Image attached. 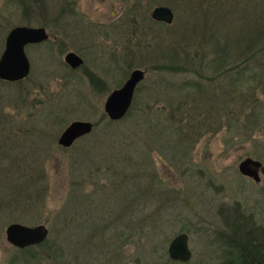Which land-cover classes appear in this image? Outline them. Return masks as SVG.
<instances>
[{"label":"rangeland","instance_id":"rangeland-1","mask_svg":"<svg viewBox=\"0 0 264 264\" xmlns=\"http://www.w3.org/2000/svg\"><path fill=\"white\" fill-rule=\"evenodd\" d=\"M79 1L88 32L67 35V47L83 57L82 68L71 69L48 43L27 49L28 79H0V192L13 159L20 168L11 174L21 180L18 199H0V264H225L235 219L264 230V174L257 182L239 170L247 157L264 165V58L232 54L247 67L234 86L211 61L237 47L243 31L252 35L263 0H233V8L226 0ZM159 5L173 9L172 24L152 20ZM21 13L0 0V57L10 30L25 24ZM110 20L119 27L104 35ZM174 51L182 71L162 68ZM137 68L147 69L132 103L138 116L110 119L107 97ZM187 81L195 86L185 89ZM188 90L191 119L161 122L170 94ZM75 120L92 122L93 131L64 147L59 137ZM127 153L146 157L127 166ZM131 170L138 179L128 186ZM13 223L46 225V244L19 254L6 234ZM183 232L193 253L187 262L168 252Z\"/></svg>","mask_w":264,"mask_h":264},{"label":"water","instance_id":"water-1","mask_svg":"<svg viewBox=\"0 0 264 264\" xmlns=\"http://www.w3.org/2000/svg\"><path fill=\"white\" fill-rule=\"evenodd\" d=\"M151 15L153 19L165 24H172L174 21L173 9L169 6H157ZM47 38L48 34L43 28L28 26L13 28L6 38V47L0 57V79L12 82L28 77L31 71V63L25 47L29 43L40 42ZM65 59L74 69L84 64V59L75 52L67 53ZM145 78V70L134 69L125 83L110 93L105 103V111L110 119L118 121L127 115L136 90ZM93 127L94 125L90 121L75 120L62 132L59 137V144L64 147H71L79 138L91 133ZM239 170L244 175L259 182L261 180L260 173L264 174V165L257 159L247 157L240 162ZM6 234L9 242L19 248H25L43 242L48 237L49 229L44 224L32 227L13 223L8 225ZM189 240V234L185 232L175 236L168 248L170 258L175 261H189L193 254Z\"/></svg>","mask_w":264,"mask_h":264},{"label":"trees","instance_id":"trees-1","mask_svg":"<svg viewBox=\"0 0 264 264\" xmlns=\"http://www.w3.org/2000/svg\"><path fill=\"white\" fill-rule=\"evenodd\" d=\"M226 3L229 5L231 4L233 8L234 2L233 0H226ZM225 0H221V6H224ZM258 13L261 17L257 16L256 19V26L257 28L254 30L251 36H248L246 32H242L241 35V41L240 44L237 45V47H229L227 46L225 49L224 47L221 51V53L218 54V58L215 60H212L214 68H220L222 75L226 79H228V83L231 86H234L235 84L241 82V78H243L244 71L247 69V67L243 69H239L238 62L242 58H237L234 60H230L231 55H237L239 52L241 53L244 51V53L248 54L246 55V61H250L252 59H257L259 56L264 58V0L262 3H258L257 5ZM237 50V51H235ZM233 51V53L231 52ZM263 55V56H262ZM179 55L177 51L173 52L171 59V66H167L165 64L162 68L168 69L171 67H175L174 64H178L179 62ZM188 63L191 64L190 59L188 60ZM225 67V69H224ZM158 68H161L160 66ZM178 71L184 70V67H175ZM156 69V68H154ZM246 72V71H245ZM219 77V76H218ZM221 77V76H220ZM7 82V81H5ZM9 82V81H8ZM15 82H21V81H15ZM186 88H193L195 84L192 81H187ZM171 87H168L170 89ZM172 90H178L179 87H172ZM180 91H183V89H180ZM228 95H233L234 91L232 89H227L226 92ZM171 97L169 99V109L168 114L165 116V119L163 121L170 122V124L173 123L174 119H177L179 122H183V118L185 117L186 120H190L191 115V109L194 105V99L195 97L190 95V90L186 91V94L184 96H181L180 98H176L175 94H170ZM135 98V96H134ZM208 104V103H207ZM209 106V104H208ZM133 104L130 108V110L127 113V117L133 118V120L138 116V113L136 111L133 113L134 110H132ZM152 108V107H150ZM205 118L208 117V114H205ZM204 117V115H201ZM204 118H201V121ZM207 119V118H206ZM204 119V120H206ZM172 122V123H171ZM6 124V117L4 113L0 115V128L5 126ZM141 158H134L133 154L127 153V166L129 164L134 166L136 160H143L146 156L141 155ZM18 160L13 159V162L9 166H5L3 168V174H1L2 177V190L0 192V199L4 203L11 202L16 199H18L19 195V188L18 184L21 182V180L16 179L15 174L11 171L13 167L20 168L19 165H17ZM133 170V168H132ZM132 175H127V178H131L130 181L127 183L128 186L132 181V178L138 179L137 172H132ZM22 173V172H20ZM17 176V174H16ZM144 189L143 191H146ZM138 193V196L140 195L141 191L134 192L133 194ZM138 198V197H137ZM135 199V197L133 198ZM231 232L232 234L228 236V243H227V254H226V262L225 264H264V230L261 228L254 227L253 224L247 220H238L235 219L233 222V225L231 226ZM47 240L45 239L40 244L36 245H29L25 248L18 249L19 254L24 255L27 251L31 250L32 248L36 247H42L46 244Z\"/></svg>","mask_w":264,"mask_h":264},{"label":"flooded vegetation","instance_id":"flooded-vegetation-1","mask_svg":"<svg viewBox=\"0 0 264 264\" xmlns=\"http://www.w3.org/2000/svg\"><path fill=\"white\" fill-rule=\"evenodd\" d=\"M12 1L15 3V5L20 7L21 12H22L21 13L22 19H24V22H25V24L16 25L13 28L17 26L43 28L48 34V38L43 41L27 44L25 47L26 53L29 47H43L46 44L51 43L54 48H58L60 52H62L63 54L65 53V56H64V59H65L67 53L75 52L73 50H69L67 47L68 46V41H67L68 36L67 35H69V37L72 35L74 36L78 35L80 38L81 33L84 34L88 32V30L84 29V26H83L84 20H82L81 18V12H83V5H82L83 3L81 4L79 0H56L57 3L54 2L55 0H12ZM98 1L103 2L104 0H98ZM111 6L114 7V4H111ZM152 11L150 13L151 18H152V15H151ZM131 18L132 16H129V17L127 16V20L128 19L130 20ZM114 19L116 18L114 17L113 20ZM152 20L156 23L163 24V22L157 21L153 18ZM111 22L112 20H110V25L105 27L107 28V30H103L102 33L104 35L112 34V32L115 33L116 28L119 27V26L116 27L114 23L111 24ZM126 25L127 24L124 23V26ZM124 31L127 32V28ZM134 33H136V30H134ZM131 35L133 36V31ZM131 40H132V37L130 36V38H128V41H131ZM5 47H6V40H5ZM67 50L69 51L67 52ZM27 56L30 60L31 70H32V62H31V59L28 53H27ZM65 62L73 70H78L82 68L83 66L82 65L81 67L74 69L67 63L66 59H65ZM137 69H140V68H137ZM143 70L146 71V75H147V69L145 68ZM30 74H31V71H30ZM89 75L91 79L94 78V80L96 81L100 80V77L96 75L91 76V74H88V77ZM29 76L23 79H19L17 81H23L25 79H28Z\"/></svg>","mask_w":264,"mask_h":264}]
</instances>
